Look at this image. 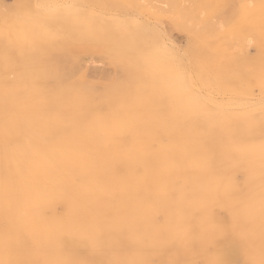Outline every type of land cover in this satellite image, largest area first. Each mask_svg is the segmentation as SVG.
Returning a JSON list of instances; mask_svg holds the SVG:
<instances>
[{
    "label": "snow or ice",
    "instance_id": "6c2138e0",
    "mask_svg": "<svg viewBox=\"0 0 264 264\" xmlns=\"http://www.w3.org/2000/svg\"><path fill=\"white\" fill-rule=\"evenodd\" d=\"M0 264H264V0L0 5Z\"/></svg>",
    "mask_w": 264,
    "mask_h": 264
},
{
    "label": "rangeland",
    "instance_id": "374dc122",
    "mask_svg": "<svg viewBox=\"0 0 264 264\" xmlns=\"http://www.w3.org/2000/svg\"><path fill=\"white\" fill-rule=\"evenodd\" d=\"M148 2H150V3H161V2H164V0H148ZM232 2L233 3H244V2L256 3L255 1H252V0H232ZM12 3H15V0H0V5L12 4ZM176 39L178 42L181 40H186V38L181 33L176 34ZM253 52H255L254 49H253ZM234 54H236V53H234ZM109 62L110 61H108V59L106 57L92 56V57H89L87 59L82 60L80 68L87 74V76H90V77H88L90 82H93L97 86V88H99L100 90H104L106 88L108 82L112 78L111 76H114L116 73V70H117L113 66V64L111 62H110L111 63L110 64ZM82 64H83V66H82ZM105 73H106V75H105ZM109 73H110V75H109ZM106 76H107V78H106ZM108 76H109V78H108ZM104 79L106 81H104ZM98 86H100V87H98ZM59 207H60L59 203H54L52 205L47 206L48 210L51 212L58 211Z\"/></svg>",
    "mask_w": 264,
    "mask_h": 264
},
{
    "label": "bare ground",
    "instance_id": "6f19581e",
    "mask_svg": "<svg viewBox=\"0 0 264 264\" xmlns=\"http://www.w3.org/2000/svg\"><path fill=\"white\" fill-rule=\"evenodd\" d=\"M252 1H255L256 3H259V0H252ZM119 2H134V0H119ZM109 61V60H108ZM110 63V62H109ZM111 64V63H110ZM82 66H83V64H82ZM113 67V66H112ZM85 69V68H84ZM117 71V70H116ZM105 75H106V73H105ZM108 75V74H107ZM109 75H110V73H109ZM112 75V74H111ZM88 77H90V76H88ZM111 77H113V76H111ZM110 77V78H111ZM104 78V77H103ZM106 78H107V76H106ZM108 78H109V76H108ZM91 79V78H90ZM104 81H106L105 79H104ZM102 84V83H101ZM107 84V83H106ZM99 85V84H98ZM108 85V84H107ZM97 87V86H96ZM98 87H100V86H98ZM99 89V88H98ZM257 91H259V89H258V87H257ZM54 203H58V200L55 198V197H52L51 199H49L48 201H46V205L47 206H49V205H52V204H54Z\"/></svg>",
    "mask_w": 264,
    "mask_h": 264
}]
</instances>
